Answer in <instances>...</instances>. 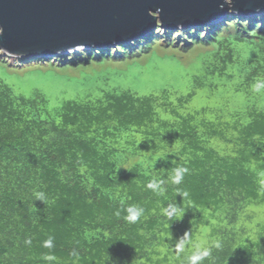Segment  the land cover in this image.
<instances>
[{
    "label": "trees",
    "instance_id": "obj_1",
    "mask_svg": "<svg viewBox=\"0 0 264 264\" xmlns=\"http://www.w3.org/2000/svg\"><path fill=\"white\" fill-rule=\"evenodd\" d=\"M225 18L204 32L160 24L157 33L121 47L128 58L139 57L152 54L159 41L170 46L174 35L212 47L206 82L197 80L187 94L108 92L51 108L44 95L27 99L0 80V264H183L196 249L186 243L178 251L177 241L186 233L196 241L209 219L218 226L200 264H264V223L254 234L240 228L252 207L264 206V110L213 121L196 105L198 97L212 101L237 74L235 95L255 94L253 86L264 83V16ZM234 44H245L247 61ZM99 53V62L114 60ZM71 54L50 56V64L48 57L19 62L98 63ZM5 61L4 70L10 58ZM206 88L209 94L200 93ZM130 157L139 160L128 165ZM176 168L187 169L178 185L170 180ZM154 179L163 194L147 187ZM34 191L45 192L48 202L36 201ZM132 206L143 209L135 223L125 220ZM50 236L51 250L42 246ZM49 251L57 261L41 259Z\"/></svg>",
    "mask_w": 264,
    "mask_h": 264
},
{
    "label": "rangeland",
    "instance_id": "obj_2",
    "mask_svg": "<svg viewBox=\"0 0 264 264\" xmlns=\"http://www.w3.org/2000/svg\"><path fill=\"white\" fill-rule=\"evenodd\" d=\"M254 16L259 18V16L264 15ZM194 26L190 25L177 28H187L189 31H195L198 27L191 29ZM208 27L210 26L199 27L198 29L204 32L206 31L204 28ZM211 27L216 28L217 26ZM198 37L199 39H203L204 35ZM178 38L176 35L171 37L170 40L173 41L170 45L171 47L166 42L160 43L159 41V44L155 45L151 51L152 54L134 58H128L125 50H122L121 47L125 44H132L135 41H139L141 39L140 37L129 39L127 43L123 45L119 44V46L117 43L106 46H81L66 53L52 55L53 60H58L61 57H70L72 55L71 53H74L79 55L76 56L79 60L86 59L87 61L90 59L95 61L101 57L102 53H99V50H104L103 54H107V56H111L114 59L104 63L99 62L102 60H97L98 63L93 62L94 64L87 61L85 65L88 63L91 64L88 67H82L83 65L78 67L77 64H82L80 62H77V64L72 62L65 64L59 63L57 67H46L43 63L39 65L37 63L21 65L19 60L21 61L23 59L19 58L14 61L13 59L15 57H10L0 51V65L1 63L4 64L7 58H10L9 67H6L7 69L5 70L0 68V80L12 87L17 95L27 99L35 98L38 94L44 95L49 100L48 106L51 108H60L66 101H94L108 92L119 94L131 93L142 98L151 95L159 96L164 91L177 92L180 95L187 94L197 80L206 82L202 78V73L205 71V64L210 59L211 54L209 52L213 48L207 45L205 46L203 42L195 45L187 38H184L183 41L177 40ZM234 47L237 51L236 56L247 61L249 50L245 44H234ZM182 48L188 49L183 50ZM91 51L93 52L90 54L94 57H83L85 53L87 54ZM46 57L48 55L33 56L29 59L31 62H34L37 59L43 60ZM52 59H47L48 64L52 63ZM11 65L14 68H10ZM37 66L38 68H36ZM24 73L27 74L25 76H19L24 75ZM237 75L232 82L227 83L225 88L216 91V96L212 97V101L207 100L206 97H198L197 109L207 108L208 119L216 121L219 116L224 121L235 122L242 117V114L247 113L250 109L257 108L258 110H264V89L255 94L253 92L250 96H248L246 91L235 95L236 86L242 80L241 76L239 74ZM208 92L210 91L206 88L200 93L209 94ZM221 93L224 94L223 98ZM138 160L139 158H131L128 165H132ZM206 216H209V214ZM208 222V226L203 227L196 238V241L201 239L206 241V247L213 242H211L213 227L218 226L217 221L209 219ZM242 222L240 228H244L247 232L254 234L257 226L260 223H264V206L252 207ZM193 248L196 249L195 243Z\"/></svg>",
    "mask_w": 264,
    "mask_h": 264
},
{
    "label": "water",
    "instance_id": "obj_3",
    "mask_svg": "<svg viewBox=\"0 0 264 264\" xmlns=\"http://www.w3.org/2000/svg\"><path fill=\"white\" fill-rule=\"evenodd\" d=\"M264 14V0H0V51L10 57L127 43L168 29ZM190 29V30H191Z\"/></svg>",
    "mask_w": 264,
    "mask_h": 264
},
{
    "label": "clouds",
    "instance_id": "obj_4",
    "mask_svg": "<svg viewBox=\"0 0 264 264\" xmlns=\"http://www.w3.org/2000/svg\"><path fill=\"white\" fill-rule=\"evenodd\" d=\"M214 25V24H213ZM254 91L260 92L262 89H264V83H258L253 86ZM187 172L186 168H176L173 170V173L170 175V180L172 184H180L183 180L184 173ZM147 187L149 189H153L157 192L158 195L163 194L164 189L161 187V182H158L157 180H152L148 183ZM33 195L35 197L36 201H43L45 204L48 202V198L43 191H34ZM187 195V193H185ZM128 215L125 216V220L129 223H135L139 220L141 215L143 214L142 208H137L135 206L129 207L127 209ZM120 213L117 212V215ZM25 244L30 245L32 243L31 239H26L24 241ZM186 243H195L196 250L191 254L187 255L183 261V264H200L201 261H203L206 257L210 255V249L206 247V241L204 240H197V241H191L188 237V234L186 233L182 238H180L177 241L176 248L178 251H183L185 248ZM42 246L47 249H53L54 248V237H49L48 239L43 241ZM216 247H219V243H215ZM72 256H75L76 259H79V254L73 251L71 253ZM41 259L46 262H52L57 261L56 255L49 251L46 253H43L41 256Z\"/></svg>",
    "mask_w": 264,
    "mask_h": 264
}]
</instances>
